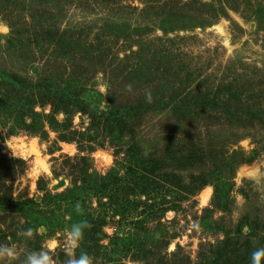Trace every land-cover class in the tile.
I'll return each mask as SVG.
<instances>
[{
    "label": "rangeland",
    "instance_id": "1",
    "mask_svg": "<svg viewBox=\"0 0 264 264\" xmlns=\"http://www.w3.org/2000/svg\"><path fill=\"white\" fill-rule=\"evenodd\" d=\"M0 82V244L60 241L64 264L66 230L100 217L94 264H249L264 246V98L246 113L264 90V0H0ZM65 88L78 109L54 114L44 101ZM83 168L109 186L66 202ZM203 171L226 196L197 189Z\"/></svg>",
    "mask_w": 264,
    "mask_h": 264
},
{
    "label": "trees",
    "instance_id": "2",
    "mask_svg": "<svg viewBox=\"0 0 264 264\" xmlns=\"http://www.w3.org/2000/svg\"><path fill=\"white\" fill-rule=\"evenodd\" d=\"M11 79H13V80H11ZM14 80H16V77L12 78L11 76H6L5 79L3 80V81H5V83H3V82L2 83L0 82V83L3 86L4 89H5V87H6V89L11 88L12 85H10L9 87L6 86L7 85L6 83L8 81L10 83H12V84L16 83V84H18V90H20L19 83L18 82H14ZM3 88L2 89L0 88V92L3 91ZM3 93H5V92L3 91ZM45 94H47V92H45ZM52 95H54L52 101L49 99V100H46L44 102H45V104H48V105L52 106V109H53L52 112L54 114H55V111H56V112H62L64 114H66V115H70L72 113V111L78 109V108L75 107V105H72L71 103H69V101L67 99L68 95H69L67 93V88H65L63 91L57 92V94H52ZM252 95H254V94H252ZM263 96H264V90H261L260 93H258L255 96V98L253 97V99H255V100H253L254 105L252 107H248V109L246 111V113L248 114V117L250 119H258L259 118V117L257 118V116L255 114L256 109L259 108V111H262V110L260 109V106H258V104L255 103V102L262 100L264 98ZM6 98H8V97L4 94L3 95L4 101L6 100ZM257 98H259V99H257ZM54 102H64V104L62 105L63 107L53 106V105L56 104ZM233 102H235V101H233ZM236 102L239 105L240 102L239 101H236ZM226 105H227V113L232 112L231 103L230 102H226ZM82 110H84V112H82L81 109H79L77 111H79L81 113H87L85 109H82ZM250 110H255V112H251ZM245 120H247V119L245 118ZM22 122H23V125L25 126V128L29 129L30 131H31V129H33V123H34L33 121L30 124H27V123H24V119H23ZM260 124L263 125L264 123L263 124L260 123ZM41 128H42V126H41ZM66 139H67L66 137H62V141H65ZM195 158H196L195 155L194 156L192 155L191 157H186V158H184L182 163H184V164L193 163L195 161ZM82 161H84V160H82ZM152 167L153 166H151L149 170L147 168V171H148L147 173H149V171H151ZM178 171H179V169H178ZM209 174H211L212 177L214 178V180L211 181V182L209 181L210 180V177H209L210 175ZM92 176L93 175L89 174L86 169H84V168L83 169H79L77 171L76 175H75V179L72 182L74 188L73 189H68L66 191V193H65V195H68V197H64L66 202H75V201L79 200L77 198L78 194L82 193L86 189H88L89 191L93 192L94 194H98L99 195L100 193H102L107 188V186H109V184L108 185L106 184V181L110 178V176L96 175L94 180L91 181ZM197 178L201 179V181H197ZM197 178H196V181H195V183H197V182L199 183V185L197 186V189H202V187H204L205 185H207V184L211 185L212 184V187L214 188V192H215L216 196H226L228 183L225 180L219 179L218 177L215 178V174L213 172H205V171H203V173H200L197 176ZM78 183H80L82 185L81 186H77ZM20 199H22V200H20ZM7 202L8 203H6V205L8 207H11L12 209H16V208H26L28 206V204L32 203L33 201L29 200L27 198H25V199L18 198L16 200H10L9 199V201L7 200ZM80 204L82 205L83 203H80ZM92 218L93 217H91L89 219V223H90V225H92V227H91L90 230H86L85 231L84 240L82 241L81 247H80V249L77 250V252L80 251V250L89 252V250H92L93 247L88 248L87 243H91L92 242L93 244H95L99 240L98 238H96L95 235L97 234V231L102 229V227L105 225L104 224L105 220L100 218V217H96V219H94V218L92 219ZM157 219H159V217ZM157 219L155 220L154 223H157L156 222ZM139 223H143V222L140 221V222L136 223V225L139 224ZM140 242L141 241H138V243L135 244V245L139 246L141 244ZM92 246H94V245H92ZM138 246H136V247H138ZM94 260H95V257H94ZM162 260H163V258H162Z\"/></svg>",
    "mask_w": 264,
    "mask_h": 264
},
{
    "label": "clouds",
    "instance_id": "3",
    "mask_svg": "<svg viewBox=\"0 0 264 264\" xmlns=\"http://www.w3.org/2000/svg\"><path fill=\"white\" fill-rule=\"evenodd\" d=\"M5 32L9 29L4 28ZM127 90L132 91V86L127 85ZM145 101L153 102V96L150 91L145 92ZM77 215H83V209L79 202L74 206ZM91 225L87 220H78L71 224L66 230L65 237L62 241L63 252L66 257L64 264H94V257L90 256L86 251H80L77 255V250L80 249L81 243L85 236V231L90 229ZM25 241L33 238L34 232L32 228L18 233ZM61 244L60 241L52 240L45 248L23 251L13 244H0V264L7 261V264H57L54 256L55 249ZM249 264H264V246L255 248L250 254Z\"/></svg>",
    "mask_w": 264,
    "mask_h": 264
},
{
    "label": "bare ground",
    "instance_id": "4",
    "mask_svg": "<svg viewBox=\"0 0 264 264\" xmlns=\"http://www.w3.org/2000/svg\"><path fill=\"white\" fill-rule=\"evenodd\" d=\"M210 190L206 189L205 191H203L200 195V200H201V204H206L210 198Z\"/></svg>",
    "mask_w": 264,
    "mask_h": 264
},
{
    "label": "water",
    "instance_id": "5",
    "mask_svg": "<svg viewBox=\"0 0 264 264\" xmlns=\"http://www.w3.org/2000/svg\"><path fill=\"white\" fill-rule=\"evenodd\" d=\"M64 186V181H59L56 185L52 186L53 190H57Z\"/></svg>",
    "mask_w": 264,
    "mask_h": 264
}]
</instances>
